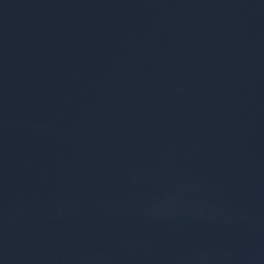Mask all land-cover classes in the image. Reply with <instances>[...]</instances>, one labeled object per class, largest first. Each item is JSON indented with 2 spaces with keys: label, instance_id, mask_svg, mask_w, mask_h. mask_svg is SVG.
Here are the masks:
<instances>
[{
  "label": "water",
  "instance_id": "1",
  "mask_svg": "<svg viewBox=\"0 0 264 264\" xmlns=\"http://www.w3.org/2000/svg\"><path fill=\"white\" fill-rule=\"evenodd\" d=\"M78 0H0V264H33L50 120Z\"/></svg>",
  "mask_w": 264,
  "mask_h": 264
}]
</instances>
